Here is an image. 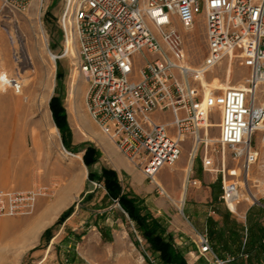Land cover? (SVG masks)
Wrapping results in <instances>:
<instances>
[{"label": "built area", "instance_id": "1", "mask_svg": "<svg viewBox=\"0 0 264 264\" xmlns=\"http://www.w3.org/2000/svg\"><path fill=\"white\" fill-rule=\"evenodd\" d=\"M29 1L2 0L0 14H23ZM201 12L208 53L197 69L182 60L176 23L192 29ZM61 26L65 49L71 37L77 45L88 112L119 151L157 184L159 170L179 159L182 142L191 136V159L202 151L204 168L221 174L222 200L237 214L242 183L250 181L264 148V0H65ZM147 53L156 55L139 63L138 55ZM236 59L249 70L243 87L199 94L191 84L199 70L205 74L223 60L232 67ZM8 88L20 94L23 85L1 72L0 91ZM216 107L218 163L206 140ZM167 112L169 120L155 116ZM40 194L0 188V218L30 214ZM248 195L257 201L250 189ZM197 242L199 253L214 264H233L235 256L219 255L206 234L199 233Z\"/></svg>", "mask_w": 264, "mask_h": 264}, {"label": "rangeland", "instance_id": "2", "mask_svg": "<svg viewBox=\"0 0 264 264\" xmlns=\"http://www.w3.org/2000/svg\"><path fill=\"white\" fill-rule=\"evenodd\" d=\"M64 3L65 0H41L34 5L33 0H30L23 14L13 17L0 14V55L3 59L0 60V73L7 72L10 77L24 80L20 94L14 93L10 88L0 91V126H5L7 134L5 138H0V188L35 189L42 192L30 214L0 218V224L11 221L7 226H0V264H38L43 258L45 259L40 264H159L157 254L152 252L147 241L135 228L128 213L118 201L112 202L106 197L104 182L89 178L90 170L99 172L103 166L111 167L109 146L120 151L88 112L87 83L79 69L78 50L73 37L69 39L73 54L60 57L65 51V36L61 26ZM1 5L2 0L0 7ZM40 27L44 30L47 45L42 38ZM176 27L183 38L182 60L193 68L200 67L208 53L203 12L197 17L192 29H185L178 23ZM12 37L16 40L15 43L12 42ZM47 46L59 57L53 60ZM155 55H138V61L143 63ZM227 66V60H223L205 73L209 86L215 75L221 80L226 79ZM74 71L77 76V88L72 91L70 79ZM248 75L249 70L243 66L241 60H234L230 83H245ZM48 78L52 82V91L47 106L55 123L50 100L54 95L61 98L69 127L67 146L63 143L62 132L57 125L59 134L54 140L47 134L41 121L38 99L42 93V85ZM190 82L198 88L199 94H203L204 87L199 78L192 76ZM211 88L218 92L223 91L217 87ZM261 101H264L263 97ZM155 116L168 120L171 118L169 112L156 113ZM219 121V111L215 110L211 122ZM218 132L219 126H211L209 137H218ZM36 138L40 142L39 145H36ZM192 145L191 139L183 141V150L179 159L172 165L174 168H163L161 178L165 182L161 183L157 175V184L152 181L156 185L157 195H162L167 200H170V196L173 198L168 214L156 216L144 198L123 186L126 191L137 195L144 206L162 221L173 235L176 245L182 241L181 249L188 260H191L188 250L193 249V241L191 237L180 238L182 229L174 216L179 215L194 234L193 227L184 214L198 225L203 218L202 205L219 201L217 198L221 185L220 173L204 169L201 150L193 159V168L187 169L192 160ZM63 146L72 153L80 154L82 159L69 154H66V157L61 153ZM89 146L100 152V157L91 165L84 159ZM209 149L216 156L218 163L221 145L214 142ZM226 153L229 156V152ZM129 163L132 164L130 161ZM231 163L228 157L227 164ZM179 165H182L181 168ZM146 179L150 181L147 177ZM188 179L189 185L185 189ZM192 179H202V182H197L199 185H196L191 182ZM212 181H215V186L211 184L208 187ZM95 183L102 186H96ZM249 186L256 198L264 201V148H261L259 158L250 172ZM172 189L177 192V197L171 192ZM242 193L244 196L238 203V213L245 209L242 206L249 205H252L254 212H258L259 208L255 205L257 202H253L247 190ZM61 194V206L55 212L50 206ZM87 195L90 197H86ZM211 199L214 201H210ZM67 210H70V214L59 221ZM45 218L48 222L33 236L31 227ZM243 220L247 222V219ZM58 232L60 233L57 235ZM203 233L211 240L209 232ZM50 245L51 248L45 257L46 249Z\"/></svg>", "mask_w": 264, "mask_h": 264}, {"label": "trees", "instance_id": "3", "mask_svg": "<svg viewBox=\"0 0 264 264\" xmlns=\"http://www.w3.org/2000/svg\"><path fill=\"white\" fill-rule=\"evenodd\" d=\"M59 74L61 72H58ZM50 107L56 125L62 132L63 143L68 145L69 127L66 120L65 108L59 96H53L50 100ZM100 157V152L93 146H89L84 154V159L88 165ZM91 160V162H88ZM90 180H102L107 191L106 197L112 202L118 201L121 207L128 213L134 222L135 228L149 244L153 253L159 258V264H189L185 252L179 248L173 235L167 230L162 221L144 206L143 202L131 191L123 188L117 170L103 166L101 170L89 171ZM86 197H90L87 195ZM258 212L252 208L247 213L246 226L243 228L235 220L226 219V226L230 232V237L226 238L224 231H214L213 236L222 243V249L218 250L228 254H233L235 260L233 264H264V207L255 204ZM70 214V210L65 211L59 221L64 220ZM242 236H245L243 242ZM228 242L237 246L230 247ZM239 243V245H238ZM151 262V260H150Z\"/></svg>", "mask_w": 264, "mask_h": 264}, {"label": "crops", "instance_id": "4", "mask_svg": "<svg viewBox=\"0 0 264 264\" xmlns=\"http://www.w3.org/2000/svg\"><path fill=\"white\" fill-rule=\"evenodd\" d=\"M219 134H220V130L218 132V136ZM186 139L192 140L191 136H186L185 140ZM109 147L110 148L108 150V156L110 157V160H111L110 165L111 167L117 170L123 186L126 187V189H132L137 195H140L142 198H144L145 203L148 205V207L152 210V212L156 216L168 214L169 209L171 207L170 203H171V200H173V198L170 196V200H167V198H165L164 196L157 195L156 185L152 181L147 180L144 173L140 169L130 164L127 158L123 154L118 152L116 148H113L111 146ZM182 150H183V146H182ZM193 159L190 160L191 161L190 165L188 163L189 170L192 169L194 166ZM172 165L173 164L164 165L157 173V178L161 181V183L164 181L161 178L163 168L166 166L170 168H174L172 167ZM180 166L182 165H179L178 167L181 168ZM204 169L206 170V168ZM202 179L204 180V177ZM202 179H196V180L198 183L201 184ZM214 182L215 181L210 182L208 187H210L211 184L215 186ZM188 185L189 184L186 185L185 183V189L188 188ZM171 192L173 193L175 197H177V192H175L173 189L171 190ZM262 195H263L262 197H264V194ZM217 199L219 201L217 200L214 201L213 199L210 200V201H214V204L202 205L201 213H202L203 218H202V221L199 222L198 225H196L194 221L190 220L189 217L184 214L188 222H190V224L192 225L194 234L193 232H191L187 224L184 223V221L179 215L174 216L176 223L180 225L182 229L181 231L182 234H180V238L183 239V236L191 237L193 241V246H192L193 249L188 250L189 255L191 256V260L187 259L188 262H192V263L200 262L198 264H214L213 262H211L209 256L202 255L198 251L197 239H198L199 233L209 232L213 248L218 252V250L222 249V243L218 241V238L216 236L215 237L213 236L212 232L219 231L222 233V231H224V235L226 236V238H229L230 232L228 230V226H226L227 225L226 219L237 221L238 223H240V226L242 228L246 226V220H243V219H247V212L252 207V205L242 206V207H245V209L244 210L241 209L240 211L241 213H237V214L231 213L229 209L227 208L226 204L222 200L221 185H220V193ZM207 200L208 199H206L205 201L208 202ZM256 200H257L256 204L260 206H264V201H262L260 198H257ZM263 219L264 218H262V220ZM171 229L174 230L177 228H171ZM242 240L243 242L245 241V236H242ZM227 244H229V246L232 248L237 246L235 244L234 245L231 244V242H228ZM177 245L180 248H182L183 247L182 241H179ZM226 254L228 253L225 251L224 252L222 251V253H219V255L221 256H225Z\"/></svg>", "mask_w": 264, "mask_h": 264}, {"label": "bare ground", "instance_id": "5", "mask_svg": "<svg viewBox=\"0 0 264 264\" xmlns=\"http://www.w3.org/2000/svg\"><path fill=\"white\" fill-rule=\"evenodd\" d=\"M38 1L40 2L41 0H33V4L36 5ZM40 29H41V32H42V38H43L45 44L47 45L48 42H47V38H46V36H45L44 30H43L42 27H40ZM188 30H190V29H188ZM1 36H2V35H1ZM15 41H16V40L12 37V42L15 43ZM70 46H71V45H70V41H69V44H68L67 48L65 49L64 54H63V55H60V57H61V56H65V55H67V54H73V50L71 49ZM47 49H48V52H49V54H50V56H51V58H52L53 60H54L55 58H58V57H59L58 55H56L55 53H53L52 51H50L49 48H48V46H47ZM70 50H71V51H70ZM70 52H71V53H70ZM0 54H1V52H0ZM0 60H3V59L1 58V55H0ZM3 62H4V61H3ZM197 69H198V68H197ZM3 74H6L8 77H10V76L8 75L7 72H3ZM231 75H232V67H231V66H230V67L228 66V67H227V75H226V79H225V80H221L218 76L215 75V76L213 77V82H212V84H211L210 86H211V87H212V86H213V87H217V88H220V89H223V90H224V89H227V88H229V87H243V86H244V83H243V82H239V83H235V84L230 83ZM198 76H199L198 78L200 79V81H201V83H202V85H203V87H204V89H205V92L207 93V92L210 90L211 87H210L209 84L207 83V80H206V76H205V74H204L201 70H199V74H198ZM10 78H13V77H10ZM17 79H18L19 81H21V82H22V85H23L24 80H21V79H19V78H17ZM70 87H71V90H72V91H74L75 88H77V76H76L75 71L71 74ZM5 91H7V90H5ZM22 91H23V90H22ZM51 91H52V82H51L50 78H48V79L43 83V85H42V93L40 94V97H39V99H38V105H39V107H40L41 121L43 122V124H44L45 127H46L47 134H48L52 139L55 140L56 137H57L58 134H59V131H58V128H57L56 124L53 123V121H52L51 113H50V109H49L48 106H47V104H48V100H49V98H50ZM21 93H22V92H21ZM26 98H27V97H26ZM215 109L218 110V111H221L219 107H216ZM219 118H220V121H221V112H220ZM220 121H219V122H215V123H214V122H211V123H210V126H219ZM4 127H5V126H4ZM4 127H3V126H0V138H5L6 135H7V134H6V131H5V129H4ZM92 136L94 137L93 134H92ZM217 138H218V137H209V136H208V137L206 138V140L209 141V142L214 143V142L217 140ZM39 144H40V142H39V140H37V138H36V145H39ZM65 151H66V152H65ZM61 153L64 154V155L69 154V155H72V156L75 157V158L82 159V157H81L80 154L72 153V152L66 150L65 148H63V150H61ZM66 157H67V155H66ZM190 162H191V161H190ZM190 162H189V165H190ZM187 169H188V167H187ZM210 169H211V170H215L214 167H210ZM158 180H159V179H158ZM159 181H160V180H159ZM160 182H161V181H160ZM242 185H243L244 190L247 189V194H248V190L250 189V188H249V187H250V186H249V182L244 183V184L242 183ZM242 196H244V193H241V197H242ZM62 198H63V194H61V195L59 196L58 200L50 206V209L54 210L55 212L58 211V208H60V206H61ZM248 198H250V197L248 196ZM181 200H183V193H182V195H181ZM10 222H11V221H5L4 224H0V226H7ZM47 222H48V220H46V218H45L42 222H40V223L36 222V223L31 227V233L33 232L32 235L34 236V233H35V235H36V233L38 232V230H39L42 226H44ZM59 233H60V232H58L57 235H58ZM57 235H56V236H57ZM50 248H51V245L46 249L45 257H46V255H47V253L49 252ZM44 259H45V258H43V259H41L40 261H38V262H39L38 264H40Z\"/></svg>", "mask_w": 264, "mask_h": 264}]
</instances>
